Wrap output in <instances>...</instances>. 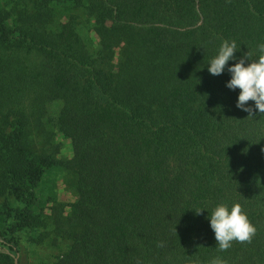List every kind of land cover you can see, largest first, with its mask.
Returning <instances> with one entry per match:
<instances>
[{"label": "trees", "instance_id": "1", "mask_svg": "<svg viewBox=\"0 0 264 264\" xmlns=\"http://www.w3.org/2000/svg\"><path fill=\"white\" fill-rule=\"evenodd\" d=\"M224 40L255 58L264 0H0V264H264V113L208 72ZM219 203L250 241L219 250Z\"/></svg>", "mask_w": 264, "mask_h": 264}, {"label": "clouds", "instance_id": "2", "mask_svg": "<svg viewBox=\"0 0 264 264\" xmlns=\"http://www.w3.org/2000/svg\"><path fill=\"white\" fill-rule=\"evenodd\" d=\"M238 50L240 47L235 41L224 40L217 54L208 62L207 70L215 76L225 71L230 73L226 87L233 91L240 90L236 101L237 108L250 114L254 111L264 113V43H258L255 58L249 51L237 59L235 54ZM230 60L237 62L229 64ZM249 101L254 103L249 104ZM193 210L197 215H200L203 210L208 211L206 218L214 232L216 246L221 251L230 248L233 241H250L256 232L255 226L239 203L232 204L231 207L225 203H219L211 209L204 207ZM210 264H225V262L214 257Z\"/></svg>", "mask_w": 264, "mask_h": 264}, {"label": "rangeland", "instance_id": "3", "mask_svg": "<svg viewBox=\"0 0 264 264\" xmlns=\"http://www.w3.org/2000/svg\"><path fill=\"white\" fill-rule=\"evenodd\" d=\"M60 141L64 144V156L68 157L71 155V145L66 141L60 138ZM53 181L57 184V192L59 195L60 200L68 203V202H72L73 197L71 194H69V192H67L65 185L63 184V180L61 179V176H53ZM50 181H47L46 185H50L51 183H49ZM29 253H30V262H33V257L36 256L35 252H34V248H30L29 249Z\"/></svg>", "mask_w": 264, "mask_h": 264}, {"label": "water", "instance_id": "4", "mask_svg": "<svg viewBox=\"0 0 264 264\" xmlns=\"http://www.w3.org/2000/svg\"><path fill=\"white\" fill-rule=\"evenodd\" d=\"M15 264H18L17 260L15 261Z\"/></svg>", "mask_w": 264, "mask_h": 264}]
</instances>
